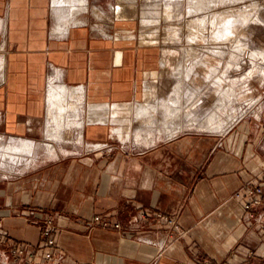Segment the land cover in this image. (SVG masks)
I'll return each instance as SVG.
<instances>
[{
	"label": "crops",
	"instance_id": "0c3cea01",
	"mask_svg": "<svg viewBox=\"0 0 264 264\" xmlns=\"http://www.w3.org/2000/svg\"><path fill=\"white\" fill-rule=\"evenodd\" d=\"M86 1L88 10L73 14L61 0H0V231L7 242L29 244L37 250L32 264H50L42 263L41 232L52 218L53 251L69 264H264V233L248 219L241 190L264 170V113L224 133L190 130L130 144L140 141L130 112L156 98L158 41L136 33L135 7L125 0ZM52 83L83 96V126L65 130L60 142L48 133ZM68 113L63 118L75 114ZM73 139L76 152L58 156L49 143L53 158L23 167L42 140ZM22 140L34 143L32 153L6 152ZM157 213L175 218L181 233Z\"/></svg>",
	"mask_w": 264,
	"mask_h": 264
},
{
	"label": "rangeland",
	"instance_id": "374dc122",
	"mask_svg": "<svg viewBox=\"0 0 264 264\" xmlns=\"http://www.w3.org/2000/svg\"><path fill=\"white\" fill-rule=\"evenodd\" d=\"M201 1L125 0L127 6L135 7L131 13L137 20L136 33L141 36L146 30L144 35L157 40L162 58L156 98L130 112L133 132L137 129L140 139L130 144L150 145L190 130L224 133L264 102V0ZM71 100L78 102V98ZM175 114L177 127L169 119ZM212 116L224 131L200 129ZM74 141L42 140L35 158L26 157L23 167L32 165L38 156L53 158L46 148L49 143L58 156L76 152ZM4 259L0 258V264H17L12 256L6 263Z\"/></svg>",
	"mask_w": 264,
	"mask_h": 264
},
{
	"label": "built area",
	"instance_id": "2783aa9c",
	"mask_svg": "<svg viewBox=\"0 0 264 264\" xmlns=\"http://www.w3.org/2000/svg\"><path fill=\"white\" fill-rule=\"evenodd\" d=\"M3 23L0 21V29H3ZM264 113V102L257 107V111L252 113L250 116L256 120H261V115ZM240 120L235 122L237 124ZM232 125V126H233ZM242 191L246 192L249 199L244 204V211L255 225L260 227L262 233H264V170L259 175V180H251L247 182L241 188ZM149 215L148 212L142 213V218ZM157 219L168 222L174 232L181 233L180 226L175 218H170L162 213L155 214ZM94 223H100L103 227H110L112 222L108 218H102L101 216H95L93 219ZM114 227L118 230H122L123 226L117 222ZM41 236L43 239V246L48 250L44 254L42 263L49 262L50 264H69L66 257L62 253H54L53 248L56 246V235L55 226L52 218H48L46 221V227L42 230ZM0 258L10 256L16 257L27 264L35 262L37 250L33 249L29 244L26 243H8L5 234L0 231ZM255 254L254 250L249 252V256L253 257ZM260 259L264 261V250L260 254ZM204 264H211L210 262Z\"/></svg>",
	"mask_w": 264,
	"mask_h": 264
},
{
	"label": "bare ground",
	"instance_id": "6f19581e",
	"mask_svg": "<svg viewBox=\"0 0 264 264\" xmlns=\"http://www.w3.org/2000/svg\"><path fill=\"white\" fill-rule=\"evenodd\" d=\"M204 1V0H203ZM201 1V2H203ZM200 2V3H201ZM200 3L198 5H200ZM61 4V8L62 6H67V10H68V7L72 9V13L74 12L75 14L78 13L79 10H81V8L83 7V10H86L88 9V4H87V1L86 0H61L60 2ZM193 4V3H191ZM87 5V6H86ZM204 5H206L204 3ZM203 5V6H204ZM200 7V6H199ZM59 8V7H58ZM114 11L118 12V6H114L113 7ZM64 9V8H62ZM61 9V10H62ZM73 13V14H74ZM168 53V52H167ZM166 62V61H165ZM82 92V89L81 91H77V90H73V93H68V90L67 89H63L61 87H56L54 83L51 84V87H50V91H49V99H48V104H49V107H50V114H51V117H50V122H49V136L57 141L60 142V140L63 139V136H62V133L63 131L65 130H69V129H72L74 127H78V128H81L83 126L82 122H80L79 120L77 121V118H78V113H77V105L79 104V101L82 102L83 100V96L81 94ZM74 98H78V102L76 101H73L71 99H74ZM72 101L70 103V105L68 107H65L64 104L67 102V101ZM143 107V106H142ZM141 107V108H142ZM146 107V105H145ZM140 110V109H139ZM147 111V109H145V111L143 110L141 112V115L145 114V112ZM174 111V110H173ZM68 112H72V113H75L74 115H69L67 118H63V115L64 114H67ZM81 112V111H79ZM177 112V111H176ZM82 113V112H81ZM139 113V112H138ZM70 114V113H68ZM66 116V115H65ZM170 116V115H169ZM173 116V117H172ZM216 117V116H215ZM177 118V114L175 115H171L169 119H176ZM148 121V120H147ZM174 122V120H173ZM195 122V121H194ZM149 123V122H148ZM168 123V121H167ZM199 123V122H198ZM202 123V122H201ZM151 124V123H150ZM171 123H169L170 125ZM194 123H188L189 126H193ZM149 125V124H147ZM164 125H168V124H164ZM173 125V124H172ZM151 126H154V124H152ZM178 124L174 122V127H177ZM197 126V125H195ZM204 126L206 128H210L211 130H215V131H222L223 130V125L222 124H219L217 122V120H215V118L212 116L208 122H205V123H202L201 126H200V129L201 127ZM199 127V126H198ZM170 128V127H169ZM48 129V128H47ZM67 130V131H68ZM151 130V128H150ZM154 131V129H153ZM224 131V130H223ZM81 132V131H80ZM149 132V131H148ZM151 132V131H150ZM170 132V131H169ZM152 133V132H151ZM150 133V134H151ZM81 134V133H80ZM137 136V135H136ZM147 136V135H146ZM54 140V141H55ZM8 146V145H6ZM54 146V145H53ZM52 146V147H53ZM5 149V148H4ZM3 149V150H4ZM53 149V148H52ZM51 149V150H52ZM55 149V148H54ZM34 150V143L33 142H29V141H25V140H22L20 141L18 144L16 143L15 145H9L7 148H6V152L8 154H11V153H17V155H19L18 153H32V151ZM48 150V149H47ZM1 152V151H0ZM3 152V151H2ZM4 153V152H3ZM50 153V152H49ZM34 154V153H33ZM1 155V154H0ZM6 155V154H5ZM21 155V154H20ZM8 156V155H7ZM10 156V155H9ZM14 157V156H12ZM15 158V157H14ZM1 159V158H0ZM34 159V158H33ZM6 160V159H4ZM13 162V161H12ZM7 163V162H6ZM14 165V164H13Z\"/></svg>",
	"mask_w": 264,
	"mask_h": 264
}]
</instances>
